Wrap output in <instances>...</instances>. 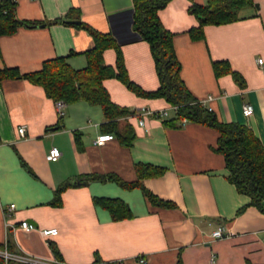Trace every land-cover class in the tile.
<instances>
[{
    "label": "crops",
    "instance_id": "obj_1",
    "mask_svg": "<svg viewBox=\"0 0 264 264\" xmlns=\"http://www.w3.org/2000/svg\"><path fill=\"white\" fill-rule=\"evenodd\" d=\"M14 1L17 17L37 25L0 36V71L5 67L20 76L0 80V246L10 240L14 253L49 264H176L178 259L182 264H264V212L250 206V199L228 181L223 156L215 151V130L195 123L165 126L175 112L164 99L137 97L118 80L107 79L103 86L115 105L134 113L168 111L166 118L135 114L117 120L119 132L130 128L134 135L125 146L102 129L99 106L65 104L60 117L55 101L22 78L56 58L83 69L93 40L82 24L110 35L129 79L145 92L155 91L154 61L133 30L132 0ZM207 1L170 0L158 11L161 24L173 34L180 79L197 101L212 98L205 107L220 123L249 128L264 146V65L257 64L259 58L264 61V0H253L234 22L205 25L204 38L194 39L189 31L199 23L189 8ZM103 59L114 67L115 51L105 50ZM217 61L238 72L245 88L230 76L216 78L212 63ZM246 104L253 108L249 118L242 114ZM101 134H112L114 140L97 146ZM52 148L60 152L55 162L47 159ZM137 166L162 174L138 179ZM107 175L138 187L87 179ZM65 184L70 186L56 206V190ZM143 190L172 207L151 204ZM93 199L119 200L131 217L114 221ZM22 222L33 229L23 230ZM219 227L225 235L213 239ZM50 228L58 234L44 238L41 231Z\"/></svg>",
    "mask_w": 264,
    "mask_h": 264
},
{
    "label": "trees",
    "instance_id": "obj_2",
    "mask_svg": "<svg viewBox=\"0 0 264 264\" xmlns=\"http://www.w3.org/2000/svg\"><path fill=\"white\" fill-rule=\"evenodd\" d=\"M169 1L132 0L133 30L149 46L159 82L155 91L145 92L129 79L120 47L110 35L96 32L82 24L80 27L86 29L93 40V47L85 52L86 66L83 69L74 70L63 58H56L43 62L39 71L23 75L22 78L40 86L45 96L55 102L63 101L69 105L83 101L91 106H99L104 118L102 129L115 134L125 146L130 145L134 135L130 128H126L123 133L119 132L117 120L133 116L134 112L115 105L104 88L103 81L116 79L140 98L164 99L175 108L174 118L164 121L165 126L182 127L185 121L209 127L218 133L215 151L223 156L228 181L238 194L250 199V206L264 212V146L249 128L236 123H220L214 113L197 101L185 88L179 76L180 64L174 51L173 34L163 27L158 17V11ZM253 5V0H208L205 6L193 4L189 12L197 18L199 26L191 29L190 35L194 39H203L205 25L234 22L238 20L242 9ZM36 25V22L20 20L17 17L14 0H0V36L12 35L22 26L31 28ZM107 49H113L116 53L114 67L104 62L103 53ZM212 70L216 78L230 76L240 88H245L243 77L233 71L226 61L213 62ZM19 77L13 69L4 67L0 71V80ZM161 174L162 170L154 167H136L138 179ZM87 179L88 182H115L126 189L138 187L137 182L124 183L114 175L90 176ZM69 186L65 184L56 190L54 205L60 206V195ZM143 194L153 205L172 207L171 204L159 200L145 190ZM93 202L106 209L114 221L131 217L127 205L119 200L93 199ZM5 249L14 253L10 240H7L6 245L0 246V250ZM52 250L59 258V252L55 248ZM0 264H4L2 258ZM7 264L22 263L8 261ZM176 264H182L180 259Z\"/></svg>",
    "mask_w": 264,
    "mask_h": 264
},
{
    "label": "built area",
    "instance_id": "obj_3",
    "mask_svg": "<svg viewBox=\"0 0 264 264\" xmlns=\"http://www.w3.org/2000/svg\"><path fill=\"white\" fill-rule=\"evenodd\" d=\"M257 64L260 65V66H263L264 65V61L263 59L259 58L257 59ZM212 101V98L209 97L207 98L205 101H202L201 104L203 106H205V104L207 102H210ZM65 107V103L63 101H56L55 102V109H56V112L58 114V116H62L63 115V109ZM171 110H175V108L171 107ZM209 111H211L210 108H208ZM137 114L139 116H142V117H145V116H154V117H157V118H166L168 116V111L164 110V111H150V110H147V109H141L138 111V113H134V115ZM242 114L245 118H249L253 115V108L252 106L250 105H244L242 107ZM186 124L185 121H183L182 123V127H184ZM138 125L139 126H142L143 125V121L142 119H140L138 121ZM18 134L19 136H23L24 134V128H19L18 129ZM114 140V136L112 134H101L99 135L96 140H95V144L97 146H102L104 145L106 142L108 141H112ZM60 157V152L58 151V149L56 148H52L49 153H48V156H47V159L49 161H52V162H55L58 160V158ZM11 209H14V205H10V210ZM20 227L25 230V231H29L31 229H33V226L30 225L29 223H26V222H22L20 224ZM58 234V230L56 228H50V229H44L41 231V235L44 237V238H47V237H54ZM225 235V231L222 227H219L217 228L213 233H212V238L213 239H221L223 238ZM0 258L3 259L4 261V264H7L8 261H14V262H17V263H22V264H49V263H46L44 261H41L39 259H36V258H32V257H29V256H25V255H19V254H15V253H10L8 252L6 249L5 250H0ZM140 263H143L144 261L142 259L139 260ZM59 264V263H57ZM118 264H121V263H118Z\"/></svg>",
    "mask_w": 264,
    "mask_h": 264
}]
</instances>
